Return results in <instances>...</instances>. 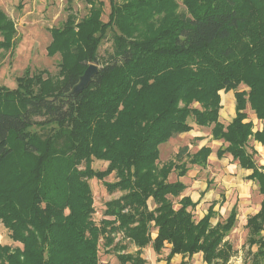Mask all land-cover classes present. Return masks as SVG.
Segmentation results:
<instances>
[{
    "label": "trees",
    "instance_id": "trees-1",
    "mask_svg": "<svg viewBox=\"0 0 264 264\" xmlns=\"http://www.w3.org/2000/svg\"><path fill=\"white\" fill-rule=\"evenodd\" d=\"M88 1L84 17L69 2L64 22L51 28L47 49L62 53L64 79L46 78V70L30 77L26 70L15 88L0 85V222L22 244L0 243V264H100L101 240L121 264H146L141 249L149 244L158 253L170 244L168 258L202 251L208 264H226L232 246L224 238L237 208L213 225L214 205L196 221L195 203L180 197L188 164L207 165L212 148L188 151V162H179L183 147L159 165L160 145L198 126L227 143L220 157L228 153L252 170L248 178L263 199L246 224L248 264H264V166L250 145H264V126L255 131L247 121L249 107L264 122V0H110L107 21L104 1ZM109 32L112 52L73 100L69 92L83 72H74L69 56L85 71L99 60ZM0 34V48L12 49L17 28L1 8ZM222 90L236 97V116L227 125L220 120ZM93 157L107 167L94 169ZM174 170L179 178L170 181ZM113 172L117 180H105ZM93 176L109 191L126 190L107 202L105 215L113 218L100 223L93 219ZM118 233L139 248L136 254L116 240Z\"/></svg>",
    "mask_w": 264,
    "mask_h": 264
},
{
    "label": "rangeland",
    "instance_id": "rangeland-1",
    "mask_svg": "<svg viewBox=\"0 0 264 264\" xmlns=\"http://www.w3.org/2000/svg\"><path fill=\"white\" fill-rule=\"evenodd\" d=\"M104 5V14L103 20L107 21L110 14V0H103ZM180 1V0H179ZM69 2H72V8L74 13L78 15V18L84 17L90 8V3L88 0H0V8L3 9L15 23L17 28V35L15 38V46L10 50H4L0 48V85H6L9 88H15L17 86V78L24 74L26 70H30L29 76L32 77L35 73H38L40 70H46V75L53 76L54 79L60 78L64 79V75H60V70L62 69V63L64 61L63 55L61 52H49L48 45L52 40L51 28L55 26H60L66 19L69 9L67 8ZM181 6L182 3H181ZM3 37L0 34V40ZM113 50V37L112 32L108 33V36L105 40L102 41L99 47V60L96 63L102 67ZM69 62L71 65H75L74 72H84L82 67L76 64L74 56H69ZM67 71H65L66 73ZM60 75V76H59ZM52 78V79H53ZM59 79V80H60ZM51 80V79H50ZM54 81V80H52ZM60 82V81H59ZM59 82H53L57 85ZM244 86H241L243 89ZM163 95V88H161L157 96ZM225 112L229 111L230 106L227 104L225 106ZM248 116L250 120H253L255 123V129H261L264 126V122L256 118L255 113L248 107L247 109ZM37 123L42 122L43 118H35ZM196 130H199L201 135L194 136L192 133H182L174 135L169 139L168 142L162 143L159 147L160 157L159 165L167 163L170 160H174L178 151L185 147L188 148L186 152H183L180 156L179 162H188L187 152L193 153L199 149L201 143L199 138H205L208 136L211 128L202 127ZM32 130L35 131L38 135L43 136V131L40 129L39 125L34 124ZM222 146H226L223 140ZM213 147L218 146L219 143L209 142ZM250 145L255 146L253 140L250 141ZM258 153L255 155L256 162L259 166H264V148L261 146L257 147ZM222 162H227L229 159V164H232L233 168L231 169L228 165L227 168L231 169L229 171L233 172L234 179L232 180V185L229 182H222L226 184V188L221 182H214V174L208 173L207 166H192L190 167L187 177L185 178L189 187H195L200 183H204L207 179L211 182L209 189L215 190L212 191V199L215 200L216 196H219L221 200L223 194L224 206L220 209V214L213 218V222L224 221L228 215L229 207L235 202L238 203L239 219L235 227L230 231L226 240L232 246V253L229 261L226 264H248L249 263V254H248V229L245 225V219L248 215L255 213L260 208V203L263 199V195L259 192L258 183L256 181H251L247 178V174L250 171H245L239 165L238 161L233 160L230 154H225ZM108 165L107 161L97 159L96 157L92 158L91 166L96 170H104ZM223 165V164H222ZM231 166V167H232ZM82 167H85V164H82ZM222 168V166H221ZM223 169V168H222ZM225 169V168H224ZM193 173V176L190 175ZM196 175V176H195ZM190 177V178H189ZM179 177L177 171H173L169 177L170 181H175ZM105 180L109 182H114L117 180L116 173L113 172L110 175L105 177ZM89 183L92 187L93 196H94V206L95 212L93 214V219L100 223L104 218H113L105 215L106 204L112 199L119 198L126 190H116L114 192L109 191L103 181L99 180L97 176H93L89 179ZM195 183H198L196 186ZM231 185V186H230ZM189 190H184L183 194L185 195ZM228 194V195H227ZM179 198L175 199L176 201ZM210 202V201H209ZM209 202H205V207H208ZM149 206L151 208L155 207V204L152 199H149ZM203 208L197 207L195 212V218L198 220V216L201 214ZM156 230L155 227L152 228L153 231ZM116 240L121 239V242L127 245V252H135L136 246L127 239H122L120 233L116 234ZM0 243L9 244L12 247L21 246L19 242H15L10 237V231L5 228L3 223L0 222ZM169 245L167 244L163 251L159 254L166 256L165 253L169 250ZM153 248L151 244L141 249L144 252L148 262L147 264H157L153 262V255L150 253ZM125 251V252H126ZM158 254V255H159ZM157 256V255H155ZM186 264H205L202 261L201 255H195L189 257L186 261ZM100 264H121L118 257L117 251L113 248L108 249L104 246L103 240L100 242ZM130 264V263H128Z\"/></svg>",
    "mask_w": 264,
    "mask_h": 264
},
{
    "label": "crops",
    "instance_id": "crops-1",
    "mask_svg": "<svg viewBox=\"0 0 264 264\" xmlns=\"http://www.w3.org/2000/svg\"><path fill=\"white\" fill-rule=\"evenodd\" d=\"M221 103H222V108H221V110H220V120L224 123V124H229L233 119H234V117L236 116V97H235V92L233 91V90H230V91H225V90H222L221 91ZM227 104H229V106H230V109H229V111H227V112H225V106L227 105ZM255 116H256V114H255ZM256 118H257V116H256ZM260 120V119H259ZM247 121H250V119H249V116H248V119H247ZM253 121V120H252ZM254 123V122H253ZM262 129V128H261ZM260 129V130H261ZM254 130L256 131V130H258V129H255V123H254ZM190 133H192L194 136H199V135H201L200 133V131L199 130H196V129H194V130H192V131H190V132H188L187 134H190ZM209 135L208 136H206L205 138H203V137H200L199 138V142L201 143V145L199 146V148H201L202 146H205V145H207V146H209V147H211L212 148V151H211V154L209 155V157H208V163H207V169H208V173H211V174H214V176H215V178L213 179L214 180V182H217V181H219V182H221V184L222 185H226V184H224V183H222V182H229L231 185H232V180L234 179V174H232L233 172H231V171H229V170H231L232 168H233V166H232V164H229V159H227L228 161L227 162H222L221 163V160L222 159H224L223 157H220L219 155H218V149L220 148V147H222V142L220 143V142H218V141H220L219 139H215V138H213V134L211 133V131L208 133ZM254 141V143H255V148L257 149V147L258 146H261L262 148H264V145L261 143V142H259V141H255V140H253ZM209 142H212L213 144L214 143H219L218 144V146L216 147V149H215V147H213L212 145H210L209 144ZM258 151V150H257ZM234 160V159H233ZM236 161H238V160H236ZM239 163V162H238ZM223 164V165H222ZM227 165L231 168V169H229V168H227ZM240 165V164H239ZM194 166H197V167H199V165H194ZM221 166H222V168H221ZM232 166V167H231ZM241 166V165H240ZM225 168V169H224ZM241 168H243L242 166H241ZM245 171H250V172H248V174H247V178H248V176L251 174V172H252V170L251 169H246V168H243ZM193 176V173L190 175V177H192ZM196 176V175H195ZM187 177V175H185V176H182V177H180L179 179L180 180H182L186 185H187V188L185 189V190H189L190 192H187L185 195L182 193V195L180 196V197H183V196H189V198L195 203V206L193 207V208H190L191 209V211H192V213H193V215H194V218H195V212H196V209H197V207L199 206V207H201V208H203L202 210H205V211H201V214L198 216V220L195 218V220L196 221H199V220H201L203 217H205V215L208 213V211H209V208H210V206L211 205H214V207H213V209L216 211V215L214 216V217H212L211 218V221L213 220V218H215L216 216H218V215H221L220 213V209L224 206V203L226 202V200H224V195L221 193V194H219L220 196L222 195V199L221 200H219L220 199V197L219 196H216V198H215V200H213V201H211V197H212V191H215V190H212V189H209L210 187H209V185H211V182H209L207 179L205 180V182L204 183H202V184H198V183H195L194 185L196 186L197 184V188H193L192 186L191 187H189V185H188V183L186 182V180H185V178ZM189 177V178H190ZM249 179V178H248ZM249 180H251V179H249ZM251 181H253V180H251ZM230 185V186H231ZM225 188H226V186H225ZM184 192V191H183ZM228 195V194H227ZM209 202L210 204L208 205V207H205V202ZM175 207L176 208H178L179 207V203H177L176 205H175ZM237 208V216H236V218H237V221H238V219H239V211H238V203L237 202H235L234 204H232L230 207H229V209H228V215H227V217L230 215V213H231V211L234 209V208ZM259 210V209H258ZM257 210V211H258ZM256 211V212H257ZM254 214V213H253ZM252 215V214H251ZM249 216L250 215H248V217H246V219H245V225L247 224V220H248V218H249ZM226 217V218H227ZM225 218V219H226ZM224 219V220H225ZM219 221H217V222H213L212 221V223H213V225H215L216 223H218ZM237 223V222H236ZM236 225V224H235ZM247 227V226H246ZM248 229V228H247ZM232 231V230H231ZM230 233V232H229ZM228 233V234H229ZM156 235H157V229L156 230H154L153 231V234H152V236H153V238H155L156 237ZM228 235H226V237H227ZM226 237L224 238V241H227L226 240ZM248 237H249V230H248ZM247 242H248V239H247ZM169 245V247H170V244H168ZM152 247V246H151ZM153 248V247H152ZM139 248L136 246V251L134 252V254H136V252H137V250H138ZM257 249V246H253L252 247V250H256ZM248 250H249V245H248ZM163 251V250H162ZM131 253H133V252H131ZM150 253H152V255H153V257H154V259H153V262H155L156 263V260L158 259L159 261H157V264H186V260L189 258V257H192V256H195V255H201V257H202V261H203V263H205V264H208V262L207 261H205V260H203V252L202 251H200V252H197V253H194L192 256H189V255H184V254H182V253H176V254H174L171 258H168L169 257V254L171 253V251H170V248H169V250H168V252H166L165 253V255L166 256H162L163 254H159L157 251H155V249L153 248V250L152 251H150ZM159 254V255H158ZM155 255H157V256H155ZM141 256L144 258V259H146L147 260V258H146V256H145V254H144V252L142 251V253H141ZM147 262H148V260H147ZM147 262H146V264H147Z\"/></svg>",
    "mask_w": 264,
    "mask_h": 264
},
{
    "label": "water",
    "instance_id": "water-1",
    "mask_svg": "<svg viewBox=\"0 0 264 264\" xmlns=\"http://www.w3.org/2000/svg\"><path fill=\"white\" fill-rule=\"evenodd\" d=\"M100 69L101 67L96 63L89 64L85 71L79 76V80L69 92V96L73 100H76L77 95L91 84L94 76L100 72Z\"/></svg>",
    "mask_w": 264,
    "mask_h": 264
}]
</instances>
